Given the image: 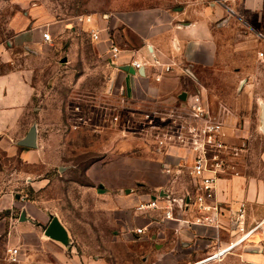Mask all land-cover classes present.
Listing matches in <instances>:
<instances>
[{
  "label": "rangeland",
  "instance_id": "1",
  "mask_svg": "<svg viewBox=\"0 0 264 264\" xmlns=\"http://www.w3.org/2000/svg\"><path fill=\"white\" fill-rule=\"evenodd\" d=\"M156 2L0 0V76L32 67L34 86L33 94L20 107L0 83V251L6 247L10 228L21 222V212L27 217L39 209L49 220L52 216L59 219L68 235L67 252L79 256V264H196L210 256L196 257L181 249L168 251L170 243L166 241L173 236L161 222L162 212L140 213L135 209L155 188L143 183L117 187V181L122 180L118 170L124 163L128 168L134 161L142 162L157 184L162 182L156 180L158 175L166 176V150L157 148L154 129H147L148 120L141 121V113L167 109L161 104L147 106L119 93L102 48L77 21L78 16H95L102 31L101 22L107 15ZM63 23L66 30L60 34L58 25ZM25 28L53 30L52 44L41 48L40 61L15 41V33ZM231 57L225 52L220 68L190 69L192 79L183 84L187 94L200 89L211 113L222 121L232 113H245L252 92L251 87L246 91L245 82H238L239 70L233 68ZM161 118L157 114L153 118L159 128L164 122ZM30 129L35 130L37 143L24 149L19 142ZM259 149L257 145L249 150L248 159L244 157L239 164L240 172L251 163L259 166ZM30 150L34 153H27ZM92 165L109 167V175L102 178L111 181V187L100 183V176L91 181L85 175V169ZM174 186L179 193L190 188L183 179ZM150 216L159 224L143 233L128 234V228H121L123 223L135 229ZM240 235L239 241L245 239L244 231ZM242 253L238 247L201 264H258Z\"/></svg>",
  "mask_w": 264,
  "mask_h": 264
},
{
  "label": "crops",
  "instance_id": "2",
  "mask_svg": "<svg viewBox=\"0 0 264 264\" xmlns=\"http://www.w3.org/2000/svg\"><path fill=\"white\" fill-rule=\"evenodd\" d=\"M101 24V39L94 41L100 45L101 53L111 66L117 91L147 106L172 105L183 93L187 95L188 90L183 84L184 80L192 79L190 69L220 68L226 60L223 54H231L230 62L234 63V69L239 70L236 72L238 82H245L246 91L249 92L251 87L252 92L248 106L244 108L245 113H232L223 121L225 138L231 144L246 146V160L249 150L260 145L256 156L259 166L251 163L246 166L245 172L239 171L216 182L215 201L220 207L218 226L165 223L173 236L166 243H170L168 251L181 249L183 253H193L196 257L204 254L211 256L231 245L228 251L240 247L245 259L264 264V0H157L147 7L109 14ZM83 25L86 30L100 29L99 19L92 15ZM58 28L63 34L66 24L58 25ZM46 31L53 36V30ZM226 35L234 39L227 41ZM14 38L39 61L41 48L52 44L45 42L42 32L36 29L17 31ZM112 43L122 50L116 57L110 52ZM147 54L162 63L172 64L171 73H164L157 80L158 68L147 66L143 70H133L130 67L132 59ZM32 73L33 68L28 67L27 71L0 76L2 90L13 96L17 106H23L33 94ZM259 136L261 141L253 140ZM35 141L37 143L36 135ZM30 151L27 153H34ZM177 154H182V150H178ZM123 165L124 168L118 170L122 180L117 181V187L143 183L155 189L171 187L177 191L175 182H171L167 175H158L156 180L162 182L157 184L140 161H134L128 168L126 163ZM109 172L108 166L94 168L92 165L85 169V175L91 181L100 176V183L111 187V181L102 178ZM195 213L190 206L182 218L192 220ZM26 216L18 224H13L6 241V247H17L19 250L17 264H79V256L67 252L68 239L61 242L44 234L50 221L44 210L37 209ZM150 218L141 226L150 229L159 224L152 219L154 217ZM121 228H128V234L134 233L132 225L127 227L122 223ZM248 230L251 232L239 241L240 234ZM237 240L238 243L232 246ZM208 257L196 264L206 262L204 260Z\"/></svg>",
  "mask_w": 264,
  "mask_h": 264
},
{
  "label": "built area",
  "instance_id": "3",
  "mask_svg": "<svg viewBox=\"0 0 264 264\" xmlns=\"http://www.w3.org/2000/svg\"><path fill=\"white\" fill-rule=\"evenodd\" d=\"M89 20L90 15L77 17L81 24ZM87 31L93 40L100 39V29L90 28ZM42 38L47 43L53 41L49 31H43ZM121 51L117 44H111L112 56L116 57ZM129 63L133 70H143L147 66L158 68L160 72L156 74L157 80L162 74L172 71V64L162 63L151 54L141 55ZM161 107L167 111L158 112L159 109L154 112L142 111L141 121L148 120L147 129H154L157 148L166 150L163 166L170 181L177 182L183 179L190 188L184 187L179 193L171 187H159L147 198L141 199L135 205V209L140 213L161 211V222L167 224L182 222L184 226L201 224L216 227L219 224L220 213V207L215 201L216 182L222 177L238 174L239 164L246 154V146L227 142L223 121L211 113L201 92L187 94L176 106L161 104ZM156 114L164 119L161 128L153 123ZM114 120H118V116H114ZM178 150H182V154H177ZM187 163L190 165L184 167ZM190 206L196 211L193 219L182 218ZM145 230L143 226L134 229L138 234ZM250 232L251 230L246 231V236ZM230 247L231 245L228 246ZM262 252L264 254V249ZM18 262L17 247L8 246L0 251V264Z\"/></svg>",
  "mask_w": 264,
  "mask_h": 264
},
{
  "label": "water",
  "instance_id": "4",
  "mask_svg": "<svg viewBox=\"0 0 264 264\" xmlns=\"http://www.w3.org/2000/svg\"><path fill=\"white\" fill-rule=\"evenodd\" d=\"M124 67H127V66H124ZM180 98L184 99L185 93H183L180 96ZM262 120L264 122V105L262 106ZM35 135H36L35 130L30 129L27 132L25 138L23 140H21L19 142V144L25 148H34L36 146ZM20 219H22V220L25 219L24 213L20 214ZM44 234L51 239L61 241V242H66L68 239V235H67L65 228L63 227V225L61 224L59 219L55 216H52L50 218L49 223L47 224L46 228L44 229Z\"/></svg>",
  "mask_w": 264,
  "mask_h": 264
},
{
  "label": "bare ground",
  "instance_id": "5",
  "mask_svg": "<svg viewBox=\"0 0 264 264\" xmlns=\"http://www.w3.org/2000/svg\"><path fill=\"white\" fill-rule=\"evenodd\" d=\"M236 243H238V240L236 242H234L232 244V246H234ZM228 251V247L211 255L209 258H206L204 261H207V260H211V259H216V258H219L221 255H223L224 253H226Z\"/></svg>",
  "mask_w": 264,
  "mask_h": 264
}]
</instances>
